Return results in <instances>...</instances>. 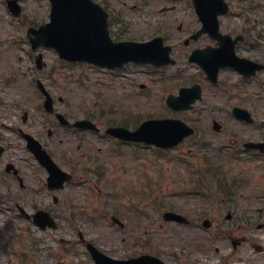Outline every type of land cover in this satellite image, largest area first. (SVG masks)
<instances>
[{
    "label": "rangeland",
    "instance_id": "obj_1",
    "mask_svg": "<svg viewBox=\"0 0 264 264\" xmlns=\"http://www.w3.org/2000/svg\"><path fill=\"white\" fill-rule=\"evenodd\" d=\"M17 1L19 17L10 12L7 0H0V145L5 147L0 155V264H95L87 242L119 259L153 250L195 254L198 239L210 236V232L200 230L202 216L212 220L219 215L224 221L229 207L221 204L218 183L209 172L213 165L221 169L220 175L246 181L236 203L230 206L234 219L247 215L242 210L250 211L253 205L264 207V199L256 204L242 196L243 192L264 196V169L255 170L247 165L249 162L232 158V150L225 148L236 135L245 140L254 130L258 133L264 116L256 119L254 127L236 122L229 110L236 105L232 94H237V89L224 91L207 84L198 68L188 62L191 49L212 44L205 36L184 46L186 36L199 28L190 0H93L109 12L113 38L146 41L162 36L173 47L177 60L175 67L164 70L128 65L117 74L69 64L53 49L33 51L27 30L50 20L51 3ZM228 1L232 15L225 19L224 31L243 29L246 20L253 28L264 30V0ZM253 6L256 9L250 8ZM38 53L47 64L42 70L35 63ZM229 79H234V74L225 72L222 80ZM36 80L54 96L56 110L70 119L90 117L103 129L119 125L134 130L146 120L175 118L197 131L167 152L117 144L93 132H71L43 109L44 98ZM196 82L203 85L204 93L192 111L174 112L166 105L169 94L178 95L181 87ZM213 118L223 125L221 134L213 131ZM18 129L38 138L63 170L71 171L70 164H75L73 182L54 193L59 198L57 204L46 186L47 171L36 162ZM48 129L53 130L51 137ZM9 163L16 167L19 177L6 172ZM84 168L90 169L85 178L80 177ZM199 179L208 197L203 203L192 192ZM18 206L30 216L40 208L49 210L58 228L41 230L32 218L20 213ZM170 208L185 214L192 224L165 222L163 213ZM252 212L251 217L264 224V209L259 214L254 207ZM113 216L125 227L115 224ZM251 228L237 231V236L241 239L245 234L264 245V227ZM195 260L193 255L187 264H196ZM168 264L180 263L169 258Z\"/></svg>",
    "mask_w": 264,
    "mask_h": 264
},
{
    "label": "water",
    "instance_id": "obj_2",
    "mask_svg": "<svg viewBox=\"0 0 264 264\" xmlns=\"http://www.w3.org/2000/svg\"><path fill=\"white\" fill-rule=\"evenodd\" d=\"M193 1L199 15L206 23L205 30L210 29V31L215 32L216 37H220L217 34V17L227 12L224 1ZM51 2V22L41 27L39 31L33 32L40 34L39 39L32 40L34 48L38 45L53 47L60 53L62 58L68 61H87L108 67H121L128 62L150 63L156 66L175 63L169 57L171 49L163 47L162 39L149 43H112L108 31V14L91 0H51ZM212 54L215 55V52H212ZM213 61L212 63L208 62L204 67L213 69ZM200 98L201 89L193 87L181 90V96L176 99L171 98L170 104L176 110H186L191 108L192 104ZM110 132L122 139L142 141L165 148L176 146L186 136L193 133L182 122L174 120L148 121L133 133L120 128L113 129ZM46 164L50 166L53 172L52 179L56 184L61 185L65 176L61 175L59 171H56L58 174H55V169L47 158ZM37 216L50 221V226L55 227L48 215L38 214ZM167 217L168 215H165L166 219ZM173 218L180 219L177 216L170 215V219ZM94 253L104 260V264H155L154 259L150 262L145 257L127 262H115L104 257L96 250Z\"/></svg>",
    "mask_w": 264,
    "mask_h": 264
},
{
    "label": "flooded vegetation",
    "instance_id": "obj_3",
    "mask_svg": "<svg viewBox=\"0 0 264 264\" xmlns=\"http://www.w3.org/2000/svg\"><path fill=\"white\" fill-rule=\"evenodd\" d=\"M252 9H256L255 6L250 7ZM249 8V9H250ZM228 17V16H227ZM226 18V17H225ZM223 20V24H226V20ZM223 32L233 39H238L239 41L236 43V53L239 57L247 58L249 60L254 61L260 65H264V30L258 31L252 27L250 23L246 24L242 31H224ZM205 37V36H203ZM208 37V36H206ZM202 38V37H201ZM210 39V37H208ZM200 39V38H199ZM198 39V40H199ZM197 40V41H198ZM212 44H207L205 46L197 47L196 49H204L209 45L213 47L217 46L216 42ZM230 42V41H229ZM225 72H231L237 74L239 80L229 79L227 81H223L221 78V85H237L239 89L237 90V94L234 95V99L237 102L236 105L232 106V109L235 107H241L249 111L252 118L255 120L257 118H261L264 116V96L262 93V87L264 86V70L257 71L253 76L249 78H245L238 71L233 69H225L220 73L224 74ZM227 82H232L228 84ZM242 88V89H240ZM231 109V110H232ZM234 111V110H233ZM233 111L230 114H233ZM234 116V115H233ZM214 121V120H213ZM241 125H247L246 127L256 125V121L254 123H246L243 121H238ZM259 122L258 133L254 130V135L247 134V139L243 140L238 137L235 138V141L230 144H225L229 149L234 150V159L238 157L244 160V162H249L247 165L253 167L255 170L264 169V152L259 150H249L246 149L245 143L250 141L255 142H264V121L262 123ZM69 128V127H67ZM52 130V129H51ZM73 130V129H72ZM22 132V136H23ZM52 134L51 131H49ZM257 134V135H256ZM80 148V146L78 147ZM74 165H72V173L75 175L76 170L74 169ZM90 171V170H89ZM248 171L247 166L245 167V174ZM87 172V169L84 168L82 171V175L80 177H84V173ZM216 174L212 175V178L218 183L220 194L222 195L221 204L224 206H229L227 210V216L224 221L220 219L218 215L217 218L210 219L211 223L209 229H202L201 231L210 232V236L208 239L200 238L198 239L199 245L197 246L196 253H189L187 250H183L181 253H172L170 251H166L164 253H156L153 251L148 252H140L138 256L143 255H155L157 257L162 258L166 264H168L169 258L175 261V263L187 264V262L191 259V256L195 255L197 260H195L196 264H264V245L261 242H256L251 239L245 237V234H241L237 236V231L241 230H252L251 226L257 225L259 229L264 227V224H260L254 220L251 215L253 214L252 210L254 207L257 208L258 213L263 212L264 207H258L253 205L250 211L242 210L243 214L241 218H235L233 216L232 210L230 206L235 204V199L238 197V193L240 188L243 186L244 182L240 178H235L234 176L227 177L224 174L220 175L221 169H216ZM244 174V175H245ZM221 180L224 181V184L221 183ZM242 196H245L247 199L255 200L256 204H259L257 200L264 199L263 197L258 196L257 194L250 196L246 195L244 192ZM196 198L200 199L203 202L208 198L201 190H196ZM251 200V201H252ZM177 210V209H176ZM174 209V211H176ZM178 212V211H176ZM181 213V212H179ZM235 216L238 215L237 212H234ZM246 216V217H245ZM204 219H207L204 216ZM237 221V222H235ZM149 246V243L147 244ZM213 254V255H212ZM181 258H184L181 259ZM167 260V261H166Z\"/></svg>",
    "mask_w": 264,
    "mask_h": 264
}]
</instances>
